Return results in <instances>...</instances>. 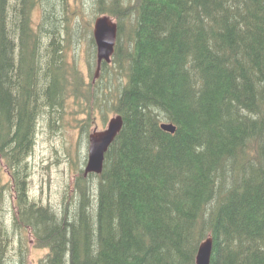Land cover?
I'll use <instances>...</instances> for the list:
<instances>
[{"label": "trees", "instance_id": "16d2710c", "mask_svg": "<svg viewBox=\"0 0 264 264\" xmlns=\"http://www.w3.org/2000/svg\"><path fill=\"white\" fill-rule=\"evenodd\" d=\"M82 1L0 0V156L18 193L11 228L0 218V264L22 229L47 249L39 264H194L209 235V264H264V0H90L117 20L100 76L120 78L104 97L122 127L102 172L84 176L74 158L91 110L65 118L75 173L61 205L28 197L37 129L55 134L69 98L86 99L82 111L104 98L71 55L89 31Z\"/></svg>", "mask_w": 264, "mask_h": 264}, {"label": "rangeland", "instance_id": "374dc122", "mask_svg": "<svg viewBox=\"0 0 264 264\" xmlns=\"http://www.w3.org/2000/svg\"><path fill=\"white\" fill-rule=\"evenodd\" d=\"M70 3L73 5V1H70ZM80 9L83 13L78 12L79 22L82 21V17H86V20L84 23H78V29L81 28L83 31H89L85 36L84 34H81L78 37L76 41L78 49L71 55L77 63L82 62L81 67L84 68L82 71H84L87 75V79H85L86 82H89L88 78L91 76V88H96L98 90V96L104 97L107 95V92H110V87H117L120 82V78H114L112 83L109 85L107 78L101 77L98 72L95 73L93 65L95 61L92 57V51L94 49L89 46L88 42L92 31V15L95 11L90 0H83L82 4H80ZM34 13L36 17L39 15L38 10ZM89 64H92V73L90 72ZM93 73H95V76ZM113 99L114 98L112 96L110 101H108L107 98L104 97L98 102V110L94 109V107L87 108L85 106L82 111L81 106L88 105V101L86 99H74L73 102V99L69 98L68 103L63 107H60L57 111L58 119L55 124L60 123V127L58 129L60 131L57 130L55 134L50 136L51 133L49 132L50 130L48 126L46 127L43 125L37 129L31 154L27 157V163L30 166V174L27 182L25 181L26 193L28 191V193L31 196H34V198H39L41 196L44 202H51V206L52 204L55 206L61 205L63 199L62 196H64V188L67 186L69 178L75 173V171L72 172V163L68 162V160H70L67 156L68 154L64 153V143L67 145L68 141L71 139L70 134L72 132V130L68 127L64 129V120L65 118L73 120V117L74 119L83 117L85 116V111L91 110L89 111L90 115L98 125H92L90 130L94 127L101 129L106 125L108 119L115 114L113 110V103L111 104ZM72 141L73 144L71 148H74L75 140ZM84 141V137H78V145L81 144V160L86 155V141L85 143ZM0 187H5L7 189V194L5 193V195H0V218L5 219L4 221L6 226L11 228L12 217L15 209L12 213H10V207L7 206V204L9 202V205L13 208L15 197L13 191L11 190L8 176L6 175L5 164L1 162ZM15 206L18 208V205L15 204ZM9 236L15 240L13 243L8 242L6 244L5 264H39L44 258L47 250L33 245L31 240L34 238H32L27 230H10ZM1 242L2 240H0V243Z\"/></svg>", "mask_w": 264, "mask_h": 264}, {"label": "water", "instance_id": "95a60500", "mask_svg": "<svg viewBox=\"0 0 264 264\" xmlns=\"http://www.w3.org/2000/svg\"><path fill=\"white\" fill-rule=\"evenodd\" d=\"M93 33L97 44V63L100 64L102 59L108 60L109 55L113 51L116 27L108 17H100L94 22ZM121 123L122 120L119 116L113 117L109 120L105 130L94 132L89 136L85 174L87 172L99 173L101 171L104 152L119 131ZM161 128L169 132H174L175 130V127L169 123H162ZM211 247L209 237L200 242L195 256V264H209Z\"/></svg>", "mask_w": 264, "mask_h": 264}, {"label": "bare ground", "instance_id": "6f19581e", "mask_svg": "<svg viewBox=\"0 0 264 264\" xmlns=\"http://www.w3.org/2000/svg\"><path fill=\"white\" fill-rule=\"evenodd\" d=\"M93 7V6H92ZM94 8V7H93ZM119 11V10H118ZM122 82V81H121ZM120 83V82H119ZM123 85V84H122ZM124 86V85H123ZM118 87V86H117ZM118 90V89H117ZM21 120V119H20ZM112 144V143H111ZM236 172V171H235ZM89 173H87V174H85L84 176H87ZM231 174V173H230ZM237 175V174H236ZM230 178H232V177H230ZM234 181V180H233ZM236 183V182H235ZM93 186V185H92ZM232 186H233V184H232ZM93 189H94V187H93ZM95 191H96V189H95ZM90 193V192H89ZM91 194V193H90ZM95 194V193H94ZM225 194V193H224ZM26 196V195H25ZM91 197V196H90ZM223 198V197H222ZM25 199V198H24ZM94 200V199H93ZM27 202V201H26ZM25 203V202H24ZM51 203V202H50ZM64 205V204H63ZM221 205V204H220ZM219 205V206H220ZM252 206V205H251ZM2 211V210H1ZM210 242H211V246H213V237H212V235H210ZM6 242V241H5Z\"/></svg>", "mask_w": 264, "mask_h": 264}]
</instances>
